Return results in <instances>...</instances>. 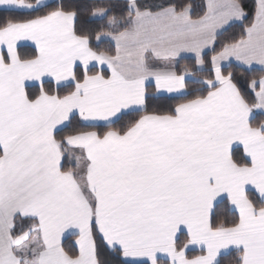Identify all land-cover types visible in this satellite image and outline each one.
Wrapping results in <instances>:
<instances>
[{
  "label": "snow or ice",
  "instance_id": "6c2138e0",
  "mask_svg": "<svg viewBox=\"0 0 264 264\" xmlns=\"http://www.w3.org/2000/svg\"><path fill=\"white\" fill-rule=\"evenodd\" d=\"M124 5L0 0L30 17L0 20V264H223L233 251L234 264H264V124L251 123L264 77L249 103L222 70L235 59L264 72V0L195 80L205 49L249 20L242 0H205L197 19L190 5ZM85 11L114 54L77 29ZM182 53L195 69L177 71ZM153 85L168 95L149 96ZM160 99L176 103L149 112ZM225 201L238 218L214 223ZM190 246L201 254L188 258Z\"/></svg>",
  "mask_w": 264,
  "mask_h": 264
},
{
  "label": "trees",
  "instance_id": "16d2710c",
  "mask_svg": "<svg viewBox=\"0 0 264 264\" xmlns=\"http://www.w3.org/2000/svg\"><path fill=\"white\" fill-rule=\"evenodd\" d=\"M60 2V0H59ZM58 2V3H59ZM119 3L120 8L115 10L114 14L117 15H126V12H122V8L125 6L123 1H76V0H64V3L66 6H72V7H78V8H83V9H88L92 6L99 5V6H105L108 5L109 3ZM141 5H147V6H155L158 4H169V3H175L178 6L179 5H190L191 10H192V18L197 19L201 15H203V12L205 10L204 5H205V0H145L139 2ZM243 6L246 10V12L249 14V20H246L243 22V24H238L236 27H232L228 29L224 35L220 36L213 49L206 55V64H205V70L203 72H198L196 76H193L191 80L195 79H202L206 78L208 76V72L210 70V60L211 56L216 54V52H219L222 48V45L226 42H231L234 39H239L242 32H243V26L246 25L247 23H250V18L251 15L254 11V6L255 2L254 0H242ZM40 14V13H37ZM11 16L12 18L15 19H27L30 18L25 14H20L16 12H5V11H0V20H3L7 17ZM88 15L87 12H82L81 15L79 16L77 20V29L83 33L86 34H91L92 39H91V44L96 51H105L110 54H114L115 48L106 42L99 43L95 40V32L99 29V24L96 23H86L88 20ZM106 23V21H105ZM98 44V46H97ZM19 52L22 56L30 57L34 54V50L29 49V48H21L19 49ZM177 66V71L182 72L185 68H188L189 70H193L196 68V64L194 60H181L176 63ZM224 73L227 74L228 72H231L233 75V82L236 83L237 87L240 88L242 94L245 95V98L249 101V103H252L254 100V93L252 92L251 88L249 85L251 84L252 80H257L259 81L260 78L264 77V73L260 71H246L243 69H240L235 66H230L226 69H223ZM199 89V85L189 83L188 85V91L189 92H195ZM258 86H257V91H258ZM63 94V93H61ZM148 94L149 96H154V92L151 88H148ZM188 99L194 98V96L190 95L187 97ZM176 103L175 100H154L150 101L148 104V111L153 112V111H163L167 107H170ZM256 109L253 110L254 112V117L251 121L253 126H258L260 124H264V116L261 114H258L255 112ZM78 119V118H77ZM127 122V119L125 121H121V124H124ZM116 127H120V125H116ZM81 131H91V130H97V129H87V128H82L80 129ZM64 134H67V130ZM240 155H242V151L237 153V159H239ZM68 167H74L72 163H68ZM214 223H219L221 221L228 222L229 224L238 218L237 214L234 213L231 209V206L227 204L225 201L224 203L220 204L218 207L214 208L213 211ZM74 238L67 239L64 243L63 246L66 251L69 252L70 255H77V251L74 247ZM185 242L184 238H181V243ZM200 255V253H189L188 258H194L195 256ZM108 260L111 261V257H106ZM236 259V254L234 252L230 253L225 260L223 261V264H234Z\"/></svg>",
  "mask_w": 264,
  "mask_h": 264
},
{
  "label": "crops",
  "instance_id": "0c3cea01",
  "mask_svg": "<svg viewBox=\"0 0 264 264\" xmlns=\"http://www.w3.org/2000/svg\"><path fill=\"white\" fill-rule=\"evenodd\" d=\"M76 1H93V2H97V1H123L124 2V0H76ZM141 1H145V0H139V2H141ZM56 2L58 3L59 2V0H56ZM254 2H255V0H254ZM0 11H5V12H9V11H7V10H5V9H2V8H0ZM17 13V12H16ZM20 14H22V13H20ZM191 15H192V10H191ZM239 24V23H238ZM103 42H106V43H109V44H111L114 48H115V42L114 41H111L110 40V38H105L104 40H103ZM103 42H101V43H103ZM22 43H26L28 46H26V47H20L19 49H21V48H29V49H32V50H35V46L34 45H32L31 44V42H22ZM214 47V46H213ZM19 49H18V51H19ZM212 49L210 48V49H205V52L208 54L210 51H211ZM181 60H194L195 61V57H194V54H192V53H182L181 54V57H178V58H176V60L175 61H172V63H177V62H179V61H181ZM155 63H158V64H160V66H164V64H165V62H155ZM230 66H235V67H238V68H240V69H243V70H246V71H253V70H256V71H260V66H258V65H254L253 66V68L252 69H248L246 66H243V65H240L235 59H231V60H229V61H224L223 62V69H226V68H228V67H230ZM197 67V66H196ZM222 69V70H223ZM260 72H262V71H260ZM264 73V72H263ZM191 78L192 77H190L189 79L191 80ZM149 88H151L152 90H153V92H154V96H156V95H161V96H167L168 94H157L156 92H155V88H154V85L152 86V87H149ZM255 112L256 113H258V114H261L262 116H264V113H262V112H260V111H258V110H255ZM253 117H254V112H253ZM253 119V118H252ZM252 121V120H251ZM241 151H242V148H241ZM70 163H72L73 165H75V162L74 161H72V162H70ZM215 208V207H214ZM232 209V208H231ZM214 211V210H213ZM232 211L234 212V210L232 209ZM235 213V212H234ZM237 214V213H236ZM237 216H238V214H237ZM70 238H74L75 239V237H69V238H67V239H70ZM67 239H64V240H62V245H63V243L67 240ZM74 247H75V249H76V251H77V254H78V246H76V244H75V240H74ZM234 252V251H233ZM189 253H200L201 254V252H200V250H199V248L198 247H191L190 246V248L186 251V255H187V257H188V254Z\"/></svg>",
  "mask_w": 264,
  "mask_h": 264
}]
</instances>
